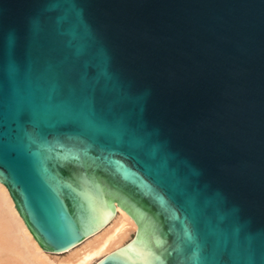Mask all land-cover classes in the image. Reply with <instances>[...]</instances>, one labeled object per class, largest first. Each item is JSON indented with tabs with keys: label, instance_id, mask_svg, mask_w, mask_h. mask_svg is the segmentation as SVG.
Segmentation results:
<instances>
[{
	"label": "water",
	"instance_id": "95a60500",
	"mask_svg": "<svg viewBox=\"0 0 264 264\" xmlns=\"http://www.w3.org/2000/svg\"><path fill=\"white\" fill-rule=\"evenodd\" d=\"M0 183L45 251L264 264V0H0Z\"/></svg>",
	"mask_w": 264,
	"mask_h": 264
},
{
	"label": "bare ground",
	"instance_id": "6f19581e",
	"mask_svg": "<svg viewBox=\"0 0 264 264\" xmlns=\"http://www.w3.org/2000/svg\"><path fill=\"white\" fill-rule=\"evenodd\" d=\"M135 230L130 216L115 206L113 216L100 230L79 244L62 252L45 251L25 226L7 189L0 183V264H94L105 254L127 244ZM59 255L64 257L57 258Z\"/></svg>",
	"mask_w": 264,
	"mask_h": 264
},
{
	"label": "rangeland",
	"instance_id": "374dc122",
	"mask_svg": "<svg viewBox=\"0 0 264 264\" xmlns=\"http://www.w3.org/2000/svg\"><path fill=\"white\" fill-rule=\"evenodd\" d=\"M133 236H134V234L131 236V238H130L129 240H131ZM128 242H129V241H128ZM52 256L55 257L56 255H52ZM61 256H62V255H59L57 258H61ZM62 257H64V256H62Z\"/></svg>",
	"mask_w": 264,
	"mask_h": 264
},
{
	"label": "snow or ice",
	"instance_id": "6c2138e0",
	"mask_svg": "<svg viewBox=\"0 0 264 264\" xmlns=\"http://www.w3.org/2000/svg\"><path fill=\"white\" fill-rule=\"evenodd\" d=\"M134 264H146V262L136 261Z\"/></svg>",
	"mask_w": 264,
	"mask_h": 264
}]
</instances>
